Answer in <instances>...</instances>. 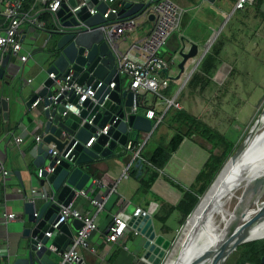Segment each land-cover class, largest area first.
<instances>
[{
  "label": "water",
  "instance_id": "obj_1",
  "mask_svg": "<svg viewBox=\"0 0 264 264\" xmlns=\"http://www.w3.org/2000/svg\"><path fill=\"white\" fill-rule=\"evenodd\" d=\"M207 1L210 3L215 2V0ZM92 3L96 5L97 14L89 16L84 9L79 13V19L90 27L100 26L105 23L102 14L105 12L108 3L98 2V0H92ZM68 4L74 7L75 0H68ZM138 8V4L125 2L118 15H112L109 20L113 21L116 17L119 19L132 17L136 15ZM63 9L66 10V6ZM63 14L64 10H60L57 16L64 26L79 24L76 18L65 21L68 15L63 17ZM149 20H153L152 15L149 16ZM221 28L217 34L221 31ZM103 37L102 30L98 28L77 35L68 33L59 36L55 46L46 51L47 74L54 73L59 76L72 72V78L77 84L91 85L93 89L99 83L101 85L96 89L92 99L88 98L80 105H77L78 98L74 95H70L69 99L65 101L64 94L53 103L51 99L53 81L46 78L41 83L38 92L27 102V106L30 108L32 103L40 98L43 107L34 119V123L41 130V142L33 148L36 154L33 164L38 170L43 169L45 166L52 167L54 165L55 157L49 153L51 146L55 147L60 156H64L74 142L77 141V143L70 152L71 161L62 160L49 175L43 172L41 183H48L51 188L50 195L53 199H47L40 204L37 203L38 200H41L39 196H33L31 193L30 198H28L27 193L24 192V213L27 215V222L32 226L22 229L21 240L25 243L21 244L18 250L21 251L23 257L17 258L15 264H56L51 259L52 251L48 246L50 238L45 233L54 234L51 245L56 248V253L59 255L67 249L74 238L67 222L61 223L57 228L51 226L58 221V213L61 207L68 206L77 191L87 190L88 188H90V191L87 196L91 200L105 198L102 210L106 212H110L118 200V195L114 190L107 193L103 190V185H91L93 179L90 170L94 167V162L105 159L112 154L125 152V145L128 141L137 140L139 137L146 139L154 132L152 120L143 115L130 113L134 93L129 89V83H124L119 76L115 56ZM215 37L211 39L204 52H207L211 47ZM181 42H183L182 48L177 53L179 63L175 80L181 79L187 62L194 59L198 54L197 45L193 42L189 46L186 45L185 39H181ZM10 62H15V58L10 54H6L0 65V78L5 75ZM12 72L13 75L16 74L15 69ZM111 83H114L113 88L110 87ZM0 105L3 118L7 119L8 101L6 98L1 97ZM67 105L75 106L78 113L75 114L69 111ZM263 113L264 108L234 153L229 157L228 162L235 161L243 152L245 144L259 128ZM107 125H109L107 133L97 135ZM92 137L96 138L95 141L90 147H86V143ZM141 162L142 160L138 158L133 165V170L137 169L136 177L141 174ZM262 182H264V177L255 178L249 182L243 193L242 202L238 205L236 218L225 226L224 232L218 240L216 260L212 264H225L238 246L264 238L263 236L259 239L245 240L242 235L235 234L234 230L255 187ZM38 204L40 205L38 206ZM121 209L129 216V227L143 238L141 246L143 259L149 264H162L167 258L172 242L156 234L152 220L145 212L135 209L133 206L128 207L126 203L121 205ZM72 225L74 230L77 231L81 228L82 222L74 219ZM187 241L188 239H185L179 245L172 259L173 264L181 257ZM262 261L264 263V257ZM77 264L82 263L78 262Z\"/></svg>",
  "mask_w": 264,
  "mask_h": 264
},
{
  "label": "crops",
  "instance_id": "obj_2",
  "mask_svg": "<svg viewBox=\"0 0 264 264\" xmlns=\"http://www.w3.org/2000/svg\"><path fill=\"white\" fill-rule=\"evenodd\" d=\"M10 1L3 0L0 4V24L5 22L4 10ZM217 1L219 3L223 1L222 7L215 5ZM176 2L185 10L180 28L191 25V21L196 23L207 22V25H212L213 21H216L213 13L217 9L223 11L225 16L228 14L226 10H230L231 13L237 12L234 11V4H231L229 0H215L214 3L207 0H176ZM45 5L46 0H26L23 9L33 14L43 9ZM247 9L245 10L247 11ZM40 19L46 22L45 29L51 28V20L47 14H41ZM222 24L221 21L218 23L219 29ZM151 27L152 21L149 19L147 21L141 20L139 26L127 34V40L121 43L120 49L127 51L132 44L141 47ZM21 29L23 31L22 46L25 45L26 47L21 51V55H26L27 60L21 62L15 58V62L9 63L5 75L0 78V99L4 97L8 101L7 119L3 118L0 105V163L8 172L5 178L0 176V264H15L17 258L23 257L21 251L18 250L20 249L19 246L25 243L21 240V232L23 228L32 226L27 222V215L24 213V192L27 193L28 198H30L33 189L37 190L40 195L51 194L48 183L42 184V178L36 176L38 169L33 164L36 156L33 148L38 145L35 138L41 135V130L34 123V119L43 107L33 108L31 106L29 108L27 102L38 92L41 83L48 78L46 73L48 62L45 55L46 51L50 49H46L44 43L37 45L35 39H39L43 35L47 37L46 40L48 41L53 37H50L51 35L56 34H51L48 37L46 30L32 29L25 25ZM189 31L196 33L197 26L194 25L189 28ZM56 37L58 39L59 36L56 35ZM172 37H178L180 41L185 39L192 42L191 38L188 37L187 39L180 30L178 34ZM130 55L133 58L138 56L137 52L133 51H130ZM13 69L16 70L15 75L12 74ZM176 75L177 72L174 71L172 75H169V85L173 86V90L180 81V79L175 80ZM124 81H126L124 83H128L125 77ZM148 94L151 93L144 95L146 105L152 106L150 109L162 114L164 111V108L161 107L164 104L163 101L159 103L158 97L154 94H151L152 98L149 101ZM163 127L165 130L162 135L167 142L172 131L166 125ZM16 139L21 141L17 142ZM148 139L143 138L140 144H145ZM211 152V146L203 139L197 136L184 138L178 149L170 154V158L164 167L158 171L157 179L146 194H137L142 176L136 177L137 169L133 170L135 161L132 162L131 152L125 150L120 154H112L105 159L94 162V167L91 168L90 172L97 175L98 180L92 177L93 181H101L104 186L103 190L107 193L114 190L118 195V200L110 212L97 211L96 207L91 204L90 198L87 197H78L74 201L73 206L77 210L94 217V223L97 227L89 238V246L95 252L80 249V262L82 264H149L142 256L143 238L140 235H136L130 227L129 231L119 240L107 243L105 236L108 227L116 217L128 218L127 223L129 222V216L121 209V205L126 203L128 207L133 206L135 209H140L148 214L156 234L170 240L172 234L177 232L179 228L180 214L178 212L170 213L167 208L163 207V204L178 205L184 196V192L192 188L197 174L203 168ZM214 153H217V150H214ZM44 201L41 199L37 203L41 204ZM6 214H15L21 221H8L5 217ZM165 214L169 216L167 220H164ZM72 221L68 220L67 223L75 236L76 231ZM53 238L54 234L50 238L48 246L51 245ZM51 259L56 264L61 263V257L56 252H52Z\"/></svg>",
  "mask_w": 264,
  "mask_h": 264
},
{
  "label": "built area",
  "instance_id": "obj_3",
  "mask_svg": "<svg viewBox=\"0 0 264 264\" xmlns=\"http://www.w3.org/2000/svg\"><path fill=\"white\" fill-rule=\"evenodd\" d=\"M26 0H11L4 10L5 22L0 24V65L6 54H10L14 58H18L21 62L27 60L26 55H21L23 50L22 46V26H28L32 29L46 30V22L40 19L41 14H47L51 20V28L47 30L48 37L51 34L58 36L73 33L75 35L84 32L91 31L92 29H101L103 32V39L109 45V48L113 52L116 59V68L119 76H124L129 83V89L133 91L134 97L130 113L143 115L147 119L153 121V127L156 128L159 123L162 122L163 117L169 108L177 110H184L177 101V94L167 96L166 90L170 84L171 70L169 65H174L176 56L170 57L169 60L164 58L166 51L165 45L168 39L173 36L181 25V19L184 15V8L181 7L176 0H98V2L108 3L105 12L102 14V18L105 23L100 26L90 27L84 22L80 21L79 13L85 9L89 16L97 14L96 5L92 3V0H75V6L71 7L68 4V0H46V5L38 12L31 13L26 12L23 9ZM3 0H0V4ZM129 2L132 4H138L136 15L125 19H119L110 21L109 18L117 16L119 11L123 8L124 3ZM253 0H236L234 3V11H244L252 4ZM66 6V10L63 9ZM60 10H64V16L68 17L65 21H69L72 18H76L78 25L64 26L63 22L57 16ZM153 16L152 27L144 38L141 47L136 44H132L131 48L127 51H122L120 45L127 40V34L133 32L140 24V21H147L149 16ZM130 51L137 52L138 56L132 57ZM87 52V50H86ZM140 53V54H139ZM165 72L167 75L165 76ZM48 78L53 81L52 101L55 103L59 97L63 94L64 100L67 101L70 95H74L78 98L77 105L83 103L86 99H92L95 91L100 87L101 83L97 85L95 89L92 86H83L77 84L72 78V72L67 75H55L54 73L48 74ZM187 79V78H186ZM110 87H114V83L110 84ZM151 93L161 98L166 105L163 113L157 115L154 109H142L137 103V97L139 95H145ZM41 103V99L37 98L32 107L35 108ZM67 109L75 114L78 113L77 108L72 105H67ZM109 125L105 126L101 132L107 133ZM95 137L90 138L86 143V147H90L95 141ZM37 143L41 142V136H36ZM17 142L21 141L16 139ZM74 142L70 150L60 156L54 146H51L49 153L52 154L54 159V165L52 167L45 166L43 169H39L36 173L38 178H43V172L47 175L54 171V167L61 163L62 160L71 161L70 152L76 145ZM144 144H138L135 146L132 141H128L125 145V150L131 152L132 162L136 161L139 157V153ZM8 172L4 170L3 165L0 163V176L6 177ZM97 184L103 185L101 181H92L91 185ZM90 188L87 190L77 191L71 202L66 207H61L58 213V221L52 224V228H57L61 223L68 220H79L82 222V226L76 231V234L67 247V249L60 254V264H73L80 262V249H88L91 252H95L93 248L89 246V238L97 227L94 223V217L83 214L77 210L73 204L78 197H87ZM33 196H39L42 200L53 199L52 195L39 194L37 190H31ZM91 200V199H90ZM103 199H93L91 204L96 207L97 211H101L103 207ZM5 217L8 221H21L15 214H6ZM127 219L122 217L114 218L111 225L108 227L105 242H115L119 240L123 235L129 231V225ZM137 235V233L135 232ZM48 238L52 237L50 232L45 233ZM52 252H57L56 248L52 245L49 246Z\"/></svg>",
  "mask_w": 264,
  "mask_h": 264
},
{
  "label": "rangeland",
  "instance_id": "obj_4",
  "mask_svg": "<svg viewBox=\"0 0 264 264\" xmlns=\"http://www.w3.org/2000/svg\"><path fill=\"white\" fill-rule=\"evenodd\" d=\"M221 3L217 1L215 5L222 7ZM261 11L264 13V5L261 7ZM227 12L228 14L225 16L223 11L217 9L213 13L216 21H213L212 25H207V22L196 23L191 21V25L178 29L186 35L187 39L188 37L191 38V41L197 45L198 54L194 59L187 62L180 81H178L176 88L172 90L170 95L178 93L177 101L185 111L202 120L214 131L224 134L229 138L230 143L234 142L235 145H238L264 108V18L258 16L251 9V6L247 11L245 10L244 14L246 16L244 17L240 12L231 13L230 10H226ZM220 21L226 22L217 34ZM194 25L197 26L196 33L189 31V28ZM178 31L174 36L178 34ZM214 37L213 43L220 41L226 46L218 55L217 72L211 79L210 84L203 91H200L199 87L194 89L189 80L198 70L199 64L208 52L204 51ZM46 39L47 37L42 35L39 39H35V43L37 45L44 43L46 49L53 48L57 37L53 36L48 41ZM182 43L180 38H173L172 36L166 42L164 58L169 60L170 57L176 56L175 64L169 65L171 71H178L177 53L182 48ZM185 43L189 46L191 42L185 40ZM231 69L235 73L230 78ZM121 78L123 82H126L124 76H121ZM148 97L150 101L152 95L148 94ZM158 102L161 103L162 99L158 98ZM161 107L165 109L166 105L162 104ZM163 126L162 124L158 128H154V132L148 137L146 153L152 151L156 145L166 142L165 137L162 135L165 130ZM139 139L142 142L143 138L140 137ZM247 187L248 185L236 192L224 208L225 214L229 217V222L236 218L238 205L242 202L243 193ZM205 194L201 199L204 198ZM263 206L264 182L255 187L240 219L250 211L259 210ZM184 224L178 226L177 232L172 234V247L162 264H166L176 254L184 236ZM229 258L225 264H227Z\"/></svg>",
  "mask_w": 264,
  "mask_h": 264
},
{
  "label": "trees",
  "instance_id": "obj_5",
  "mask_svg": "<svg viewBox=\"0 0 264 264\" xmlns=\"http://www.w3.org/2000/svg\"><path fill=\"white\" fill-rule=\"evenodd\" d=\"M236 0H229L231 4H234ZM264 5V0H253L251 9L260 17L264 18V13L261 11V7ZM249 6V7H250ZM247 7V8H249ZM240 10L242 16H246L245 12ZM239 12V11H237ZM236 13V12H234ZM183 18V17H182ZM182 21V19H181ZM49 28L46 29V31ZM56 36V35H51ZM215 41L210 47L205 57L198 66V70L193 74L189 82L193 85L194 89L199 87L200 91H203L211 82L214 74L218 69V55L222 52L223 47L226 46L223 42ZM177 70V69H176ZM199 71V72H198ZM235 71L230 70L229 76H233ZM167 73L165 72V76ZM173 90V86L169 85L166 90V95L169 96ZM137 103L142 109H147L152 106H147L144 95L137 97ZM41 103L38 105L40 108ZM157 115L161 112L156 111ZM166 125L169 130L172 131L171 137L164 144L156 145L149 153L145 152L147 141L143 145L139 157L142 160V168L140 176V187L137 190V194H146L149 192L152 184L158 177V171L161 170L170 158V154L175 152L184 138L199 137L211 146L212 152L208 160L205 162L201 171L197 174L194 184L191 189L184 192V196L176 206H169L163 204L164 208H167L170 213L178 212L179 227L182 226L192 210L197 205L200 198L210 188V186L216 180L215 177L219 173L224 163L234 153L238 145L234 142L230 143L229 138L224 134L218 133L209 127L202 120L195 118L189 112L185 110H177L169 108L165 113L160 125ZM132 143L137 146L140 144V140H132ZM217 150V153H214ZM222 171V170H221ZM135 172V171H134ZM220 174V173H219ZM219 176V175H218ZM92 177L98 180V176L94 173ZM217 178V177H216ZM215 179V180H214ZM214 180V181H213ZM182 190L181 188H179ZM159 217V216H157ZM169 216L164 217L167 220ZM173 242V237L170 238ZM264 257V238L247 243H243L236 248L227 264H264L262 258Z\"/></svg>",
  "mask_w": 264,
  "mask_h": 264
},
{
  "label": "bare ground",
  "instance_id": "obj_6",
  "mask_svg": "<svg viewBox=\"0 0 264 264\" xmlns=\"http://www.w3.org/2000/svg\"><path fill=\"white\" fill-rule=\"evenodd\" d=\"M263 177L264 113L259 128L245 144L243 152L235 161L225 163L219 176L188 218L180 245L185 239L188 241L181 257L174 264H212L216 260L218 240L229 223L224 208L231 197L251 180ZM234 230L235 234L242 235L245 240L263 237L264 206L250 211L239 220ZM172 259L167 264H173Z\"/></svg>",
  "mask_w": 264,
  "mask_h": 264
}]
</instances>
